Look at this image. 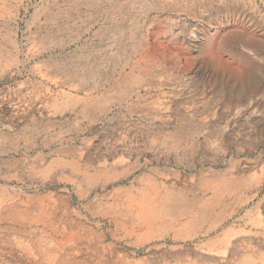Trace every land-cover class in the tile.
<instances>
[{
  "label": "rangeland",
  "instance_id": "1",
  "mask_svg": "<svg viewBox=\"0 0 264 264\" xmlns=\"http://www.w3.org/2000/svg\"><path fill=\"white\" fill-rule=\"evenodd\" d=\"M101 1L0 0V264H51L58 245L72 244L69 252L94 262L101 252L146 264H243L239 255L264 248L254 211L260 204L264 224V0ZM250 17L258 30L249 28ZM72 146L76 155L67 152ZM53 159L63 166L46 171ZM102 166L110 178L91 182L83 174ZM221 175L242 187L215 210L225 220L216 228L149 232L117 207L159 186L209 191L208 198L205 178ZM71 232L80 233L78 244ZM218 234L227 239L215 241Z\"/></svg>",
  "mask_w": 264,
  "mask_h": 264
},
{
  "label": "bare ground",
  "instance_id": "2",
  "mask_svg": "<svg viewBox=\"0 0 264 264\" xmlns=\"http://www.w3.org/2000/svg\"><path fill=\"white\" fill-rule=\"evenodd\" d=\"M2 1V4H5V3H3V0H1ZM17 1V0H16ZM101 1V0H100ZM118 1V0H117ZM172 1V0H171ZM170 1V2H171ZM174 1V0H173ZM180 1V0H179ZM226 1V0H225ZM240 1V0H239ZM14 2V1H13ZM102 2V1H101ZM158 2H159V0H158ZM164 2V1H163ZM180 2H182V0L180 1ZM185 2H186V0H185ZM198 2V1H197ZM202 2V1H201ZM204 2V1H203ZM215 2V1H214ZM219 2V1H218ZM117 3V2H116ZM142 3V2H141ZM147 3H149V2H147ZM164 3H166V2H164ZM240 3V2H239ZM16 4V3H15ZM186 4V3H185ZM199 4V3H198ZM206 4V3H205ZM0 5H1V3H0ZM106 5V4H105ZM159 5V4H158ZM218 5V4H217ZM238 5V4H237ZM250 5H251V3H250ZM8 6V5H7ZM15 6V5H14ZM107 6V5H106ZM117 6H119V5H117ZM128 6H130V5H128ZM166 6V5H165ZM186 6V5H185ZM199 6V5H198ZM221 6H222V4H221ZM218 7H219V5H218ZM1 8V7H0ZM126 8V7H125ZM161 8H163V7H161ZM222 8V7H221ZM235 8V7H234ZM234 8H233V10H234ZM168 9V8H167ZM224 9V8H223ZM30 10V9H29ZM122 10V9H121ZM126 10H128V8H126ZM183 10V9H182ZM186 10H187V8H186ZM217 10H218V8H217ZM235 10H237V9H235ZM243 10V9H242ZM120 11V10H119ZM123 11V10H122ZM159 11V10H158ZM216 11V10H215ZM229 11H231V10H229ZM246 11V10H245ZM261 11V10H260ZM18 12V11H17ZM102 12V11H101ZM128 12V11H127ZM137 12V11H136ZM179 12V11H178ZM185 12V11H184ZM187 12V11H186ZM237 12H239L238 10H237ZM242 12V11H241ZM255 12V11H254ZM262 12V11H261ZM103 13V12H102ZM102 13H100V14H102ZM107 13V12H106ZM119 13V12H118ZM188 13V12H187ZM209 13V12H208ZM224 13V12H223ZM226 13V12H225ZM234 13V12H233ZM248 13V12H247ZM9 14V13H8ZM36 14V13H35ZM120 14H122V13H120ZM166 14V13H165ZM220 14V13H219ZM239 14V13H238ZM237 14V15H238ZM46 15V14H45ZM110 15V14H109ZM164 15V14H163ZM171 15H173L172 13H171ZM176 15V14H175ZM215 15V14H214ZM236 15V16H237ZM241 15V14H240ZM251 15V14H250ZM262 15H263V13H262ZM261 15V16H262ZM31 16V15H30ZM122 16V15H121ZM124 16V15H123ZM211 16V15H210ZM219 16V15H218ZM229 16V15H228ZM235 16V20H236V17ZM245 16V15H244ZM243 16V17H244ZM264 16V15H263ZM108 17V16H107ZM148 17V16H147ZM146 17V18H147ZM151 17V16H150ZM175 17V16H174ZM195 17V16H194ZM221 17V16H220ZM219 17V18H220ZM226 17V16H225ZM254 17V16H253ZM171 18V17H170ZM214 18V16L212 17V19ZM242 18V17H241ZM240 18V19H241ZM246 18H247V16H246ZM256 18H258V17H256ZM132 19V18H131ZM141 19V18H140ZM148 19V18H147ZM174 19V18H173ZM197 19V18H196ZM203 19V18H202ZM204 19H205V17H204ZM229 19V18H228ZM232 19H233V17H232ZM238 19V18H237ZM255 19V18H254ZM259 19V18H258ZM197 20H199V19H197ZM222 20H223V17H222ZM245 20V19H244ZM105 21V20H104ZM138 21V20H137ZM146 21V20H145ZM148 21V20H147ZM165 21V20H164ZM163 21V22H164ZM220 21V20H219ZM248 21L251 23L250 24V27L249 28H252L253 30L255 29V30H258L259 28H258V26H256V25H258V24H256L255 23V21H252V17H250V18H248ZM247 21V22H248ZM132 22V21H131ZM174 22V21H173ZM189 22V21H188ZM212 22V21H211ZM245 22V21H244ZM259 22V21H258ZM149 23H151V22H149ZM165 23H166V21H165ZM178 23V22H177ZM193 23V22H192ZM199 23H201V22H199ZM206 23V22H205ZM246 23V22H245ZM189 24V23H188ZM191 24V23H190ZM203 24V23H202ZM229 24V23H228ZM233 24V23H232ZM239 24V23H238ZM242 24V23H241ZM248 24V23H247ZM108 25V24H107ZM128 25V24H127ZM179 25V24H178ZM196 25V24H195ZM207 25V24H206ZM218 25V24H217ZM235 25H236V23H235ZM125 26V25H124ZM134 26V25H133ZM141 26V25H140ZM168 26V25H167ZM194 26V25H193ZM220 26H224V24H221ZM239 26H240V24H239ZM247 26V25H246ZM126 27V26H125ZM137 27V26H136ZM177 27H180V26H177ZM208 27V26H207ZM229 27V26H228ZM243 27H245V26H243ZM235 28V27H234ZM233 28V29H234ZM236 28H237V26H236ZM239 28H242V27H239ZM108 29V28H107ZM202 29V28H201ZM204 29V28H203ZM202 29V30H203ZM213 29V28H212ZM219 29V28H218ZM248 29V28H247ZM227 30V29H226ZM231 30V29H230ZM107 31V30H106ZM130 31V30H129ZM174 31V30H173ZM183 31V30H182ZM208 31V30H207ZM215 31H216V29L214 30V35H215ZM223 31V30H222ZM197 32V31H196ZM200 32V31H199ZM205 32V31H204ZM223 32H225V31H223ZM222 32V33H223ZM233 32H234V30H233ZM232 32V33H233ZM239 32V31H238ZM255 32V31H254ZM254 32H252L251 34H253ZM262 32V31H261ZM145 33V32H144ZM211 33H213V31L211 32ZM211 33H209V34H211ZM217 33V32H216ZM219 33V32H218ZM221 33V32H220ZM257 33H259L258 31H257ZM207 34V33H206ZM250 34V33H249ZM250 34V35H251ZM256 34V33H255ZM214 35H213V37H214ZM217 35V34H216ZM257 35V34H256ZM172 36V35H171ZM186 36V35H185ZM191 36V35H190ZM200 36V35H199ZM228 36V35H227ZM226 36V37H227ZM258 36V35H257ZM257 36H250V37H257ZM197 37V36H196ZM205 37V36H204ZM207 37V36H206ZM221 37V36H220ZM231 37V36H230ZM235 37H239V40L240 41H244V40H242V37H245V36H243L242 34H240V33H238ZM248 37H249V35H248ZM262 37V36H261ZM261 37H258V38H261ZM121 38V37H120ZM142 38V37H141ZM209 38V37H208ZM234 38V37H233ZM232 37H231V39H233ZM197 39V38H196ZM203 39V38H202ZM207 39V38H206ZM214 39H216V38H214ZM263 39H264V37H263ZM234 40V39H233ZM140 41V40H139ZM192 41V40H191ZM212 40H210V42H211ZM215 41V40H214ZM219 41V40H218ZM217 41V42H218ZM231 41V40H230ZM235 41V40H234ZM118 42V41H117ZM193 42H194V40H193ZM199 42V41H198ZM202 42H205V41H202ZM209 42V41H208ZM228 42V41H227ZM195 43V42H194ZM200 43V42H199ZM248 43H251V44H254V46H255V48L256 47H258V42L253 38V39H251L250 41H248ZM256 43V44H255ZM172 44V43H171ZM198 44V43H197ZM202 44V43H201ZM218 44V43H217ZM244 44V43H243ZM261 44V43H260ZM223 45V44H222ZM141 46V45H140ZM191 46H192V44H191ZM196 46V45H195ZM225 46V45H224ZM230 46V45H229ZM238 46V45H237ZM245 46H248V45H245ZM253 46V47H254ZM120 47V46H119ZM197 47V46H196ZM195 47V48H196ZM203 47V46H202ZM204 47H206L205 45H204ZM212 47V46H211ZM228 47V46H227ZM171 48V47H170ZM195 48H194V50H195ZM216 48V47H215ZM234 48V47H233ZM123 49V48H122ZM121 49V50H122ZM128 49V48H127ZM205 49V48H204ZM212 49V48H211ZM230 49V48H229ZM239 49V48H238ZM241 49V48H240ZM119 50V49H118ZM117 50V51H118ZM171 50H173V49H171ZM201 50H203V49H201ZM220 50V49H219ZM224 50V49H223ZM264 50V49H263ZM200 51V50H199ZM226 51V50H225ZM122 52V51H121ZM128 52V51H127ZM257 52V51H256ZM118 53H119V51H118ZM205 53V52H204ZM260 53V52H259ZM108 54V53H107ZM127 54V53H126ZM165 54V53H164ZM196 54H198V53H196ZM213 54H216L214 51H213ZM221 54H223V53H221ZM6 55V54H5ZM15 55V54H14ZM123 55V54H122ZM199 55V54H198ZM197 55V56H198ZM207 55V54H206ZM205 55V56H206ZM211 55V53L209 54V56ZM220 55V54H219ZM241 55V54H240ZM162 56H163V54H162ZM208 56V57H209ZM221 56V55H220ZM238 56V55H237ZM14 57H16V56H14ZM122 57V56H121ZM129 57V56H128ZM201 57V56H200ZM217 57V56H216ZM225 57V56H224ZM224 57H222V59L224 58ZM227 57V56H226ZM251 57V56H250ZM124 58V57H123ZM195 58H196V56H195ZM17 59V58H16ZM162 59V58H161ZM221 59V58H220ZM219 59V60H220ZM243 59H245V58H243ZM5 60V59H4ZM113 60H114V58H113ZM121 60V59H120ZM197 60V59H196ZM210 60V59H209ZM214 60V59H213ZM217 60H218V58H217ZM224 60V59H223ZM226 60H228V59H226ZM225 60V61H226ZM250 60V59H249ZM3 61V60H2ZM11 61V60H10ZM206 62H207V60H205ZM204 61V62H205ZM224 61V62H225ZM228 61H230V60H228ZM251 61H252V59H251ZM7 62V61H6ZM18 62V61H17ZM109 62V61H108ZM128 62V61H127ZM205 62V63H206ZM220 62V61H219ZM243 62V61H242ZM256 62V61H255ZM16 63V62H15ZM118 63V62H117ZM213 63H215V62H213ZM217 63V62H216ZM229 63V62H228ZM247 62H245V64H246ZM251 63V62H250ZM9 64V63H8ZM10 64H12L11 62H10ZM113 64V63H112ZM125 64V63H124ZM157 64H159V63H157ZM166 64V63H165ZM207 64V63H206ZM217 64H219V63H217ZM244 64V63H243ZM255 64V63H254ZM68 65V64H67ZM109 65V64H108ZM128 65V64H127ZM249 65H251V64H249ZM249 65H248V67H249ZM262 65V64H261ZM116 66V65H115ZM219 66V65H218ZM230 66V65H229ZM247 66V65H246ZM255 66H257V68L259 67L260 68V65H255ZM254 66V67H255ZM105 67V66H104ZM235 67H237V66H235ZM244 67H245V65H244ZM248 67H245V68H248ZM251 67V66H250ZM264 67V66H263ZM262 67V68H263ZM121 68V67H120ZM218 68V67H217ZM238 68V67H237ZM244 68V69H245ZM256 68V69H257ZM259 68H258V70H259ZM112 69V68H111ZM173 69V68H172ZM215 69V68H214ZM223 69V68H222ZM250 69V68H249ZM248 69V70H249ZM120 70V69H119ZM119 70H117V71H119ZM236 70V69H235ZM234 70V71H235ZM237 70H239V68L237 69ZM248 70H245V71H247L248 72ZM252 70H253V68H251V72H252ZM112 71V70H111ZM130 71V70H129ZM132 71V70H131ZM135 71V70H134ZM223 71V70H222ZM244 71V72H245ZM113 72V71H112ZM160 72V71H159ZM174 72V71H173ZM194 72V71H193ZM206 72V71H205ZM208 72V71H207ZM250 72V71H249ZM248 72V74H250ZM261 72H263V71H261ZM108 73V72H107ZM180 73V72H179ZM219 73V72H218ZM246 73V72H245ZM254 73H256L255 72V69H254ZM253 73V74H254ZM122 74V73H121ZM125 74V73H124ZM178 74V73H177ZM187 74V73H186ZM193 74V73H192ZM217 74V73H216ZM207 75V74H206ZM211 75H212V73H211ZM220 75V74H219ZM247 75V74H246ZM251 75H252V73H251ZM261 75V74H260ZM263 75V74H262ZM261 75V76H262ZM126 76V75H125ZM168 76V75H167ZM187 76V75H186ZM229 76V75H228ZM110 77V76H109ZM120 77H121V75H120ZM184 77V76H183ZM208 77V76H207ZM254 77V76H253ZM252 77V78H253ZM43 78V77H42ZM149 78V77H148ZM168 78V77H167ZM227 78V77H226ZM236 78H238V77H236ZM245 78V77H244ZM106 79V78H105ZM104 79V80H105ZM162 79H163V77H162ZM183 79V78H182ZM181 79V80H182ZM240 79V78H239ZM257 79V78H256ZM260 80H261V78H259ZM112 80V79H111ZM120 80V79H119ZM125 80V79H124ZM166 80V79H165ZM164 80V81H165ZM241 80V79H240ZM255 80V79H254ZM253 80V81H254ZM116 81H118V80H116ZM206 81V80H205ZM263 81V80H262ZM157 82V81H156ZM242 82V81H241ZM255 82V81H254ZM155 83V82H154ZM206 83H207V81H206ZM210 83H211V81H210ZM214 83V82H213ZM222 83V82H221ZM208 84V83H207ZM259 84H260V82H259ZM234 85V84H233ZM249 85V84H248ZM253 85V84H252ZM251 85V86H252ZM101 86V85H100ZM247 86V85H246ZM237 87V86H236ZM263 87H264V85H263ZM119 88H121L120 86H119ZM224 88V87H223ZM51 89V88H50ZM234 89V88H233ZM251 89V88H250ZM262 89V88H261ZM247 90V89H246ZM257 90V89H256ZM240 91V90H239ZM264 91V90H263ZM262 91V92H263ZM258 92V91H257ZM253 93V92H252ZM255 93V92H254ZM251 94V93H250ZM257 94V93H256ZM244 95V94H243ZM242 98V97H241ZM264 98V97H263ZM76 99V98H75ZM189 100V99H188ZM243 100V99H242ZM252 102H253V100H252ZM94 107V106H93ZM92 107V108H93ZM193 107V106H192ZM91 108V109H92ZM189 111V110H188ZM91 112H93V110L91 111ZM105 112H107V110L105 111ZM255 118V117H254ZM259 121V120H258ZM258 121H257V124H258ZM263 121V120H262ZM261 121V122H262ZM256 124V123H255ZM62 128V127H61ZM69 148V149H68ZM67 149H68V151L67 152H69V154L71 153L72 155H76L77 154V149L75 148V147H67ZM90 152V151H89ZM80 153V152H79ZM84 155V154H83ZM93 156V155H92ZM91 156V157H92ZM97 157V156H96ZM96 157H94V158H96ZM85 159V158H84ZM59 160H61V159H59ZM64 160V159H63ZM62 160V161H63ZM87 161H89V162H92V160L94 161H96L97 159H91V158H87L86 159ZM125 162V161H124ZM106 164H107V162H105ZM70 165L72 166V168L74 169V170H79L80 169V163H79V160H70ZM102 165V164H101ZM104 165V164H103ZM115 165V164H114ZM61 167V166H63V165H61V163H58V160L56 159V160H52V161H50L49 162V164H48V166H47V169H46V171H49L50 170V168H53V167ZM108 167H109V165H107ZM124 166V165H123ZM255 166V165H254ZM113 167V166H112ZM119 167H121V166H119ZM244 167V166H243ZM97 168V167H96ZM110 168V167H109ZM240 168V167H239ZM249 168V167H248ZM252 168H254L253 166H252ZM118 169V168H117ZM246 169V168H245ZM255 169V168H254ZM253 169V170H254ZM61 170V169H60ZM109 170V169H108ZM238 170V169H237ZM242 170V169H241ZM240 170V171H241ZM249 169H247V171H248ZM253 170H252V173H253ZM264 170V169H263ZM127 171H128V169H127ZM227 171V170H226ZM251 171V170H250ZM257 171V170H256ZM31 172V171H30ZM51 172V171H50ZM53 172V171H52ZM124 172V171H123ZM232 172V171H231ZM235 172V171H234ZM233 172V173H234ZM238 172H239V170H238ZM254 172H255V170H254ZM45 173V172H44ZM77 173V172H76ZM111 173H112V171H111ZM235 173H237V172H235ZM263 173H264V171H263ZM33 174V173H32ZM48 174V173H47ZM55 174H56V172H55ZM83 174H84V176L88 179V180H90L91 182H95V181H98L99 179H101V178H110L111 177V175L110 176H108V173H107V171H106V169H105V167H103L102 166V168L101 167H99L98 169H96L94 172L92 171L91 173H89L88 172V169H85V170H83ZM110 174V173H109ZM127 174V173H126ZM243 174V173H242ZM54 175V174H53ZM224 175V174H223ZM223 175H221V176H218V177H216V178H211V179H208V178H210V177H208V178H205V180H206V182L207 183H209V187L206 189V190H210L211 192V195H210V197H208V198H206L207 196H208V192H206V193H204V194H201L200 192L197 194V191H195V190H192L191 189V191L192 192H190L191 194H189V193H186V192H174L173 190H171V189H163V188H159L158 187V189L156 190L154 187H153V191H144V192H142L140 195H142V196H140L139 195V197L138 196H133V195H130L129 194V197L127 196V197H125L124 199H123V201H121V204H119L117 207L121 210V211H124L125 212V214L124 215H127L128 216V220L131 222V224H133V225H135V228H136V226L138 227V228H140V229H142V227L143 228H145L146 230H149V232H158V231H169V230H179V229H189V230H191V231H194V230H196V229H200V231H201V228L202 227H204L205 225H208L210 228H216V227H218L219 225H220V223H222V220H224V218H223V216H222V214H219V215H217L216 213H215V215H214V212H215V210L221 205V204H225V203H223L224 202V200H225V197H226V195L227 194H230V193H233V192H240V190H241V187L242 186H240V182H238V181H236V180H230L229 179V182H226L225 181V179H228L226 176H223ZM237 175V174H236ZM46 176V175H45ZM57 176H58V174H57ZM247 176H248V174H247ZM254 176L255 175H253V177L252 178H254ZM115 177V176H114ZM121 177V176H120ZM215 177V176H214ZM261 177H263V175L261 176ZM260 177V178H261ZM46 178H47V176H46ZM54 178V177H53ZM70 178V177H69ZM82 178V177H81ZM119 179V178H118ZM239 179V178H238ZM253 180V179H252ZM260 180V179H259ZM156 181V180H155ZM183 181V180H182ZM228 181V180H227ZM257 181H258V179H257ZM256 181V182H257ZM153 182H154V180H153ZM262 182H263V180H262ZM41 183V182H40ZM109 183H111V182H109ZM147 183V182H146ZM165 183V182H164ZM191 183V182H190ZM76 184V183H75ZM92 184V183H91ZM98 184V183H97ZM249 184V183H248ZM45 185V184H44ZM147 185V184H146ZM145 185V186H146ZM191 185V184H190ZM2 186V185H1ZM42 186V185H41ZM40 186V187H41ZM144 186V185H143ZM144 186V187H145ZM179 186V185H178ZM254 186V185H253ZM164 187V186H163ZM251 187V186H250ZM249 187V188H250ZM264 187V186H263ZM262 187V188H263ZM2 188V187H1ZM146 188V187H145ZM144 188V189H145ZM197 188V187H196ZM33 189V188H32ZM148 188H146V190H147ZM188 189V188H187ZM186 189V190H187ZM248 189V188H247ZM255 189V188H254ZM2 190V189H1ZM163 190H167L162 196L160 195V192L161 191H163ZM184 190V189H183ZM182 190V191H183ZM11 191V190H10ZM30 192V191H29ZM40 192V191H39ZM238 192V193H239ZM27 193V192H26ZM131 193V192H130ZM138 193V192H137ZM48 194V193H47ZM55 194V193H54ZM133 194V193H132ZM255 194H257V193H255ZM35 195V194H34ZM37 195H39V194H37ZM56 195H57V193H56ZM254 195V194H253ZM33 196V195H32ZM40 196V195H39ZM38 196V197H39ZM44 196V195H43ZM47 196H49V195H47ZM244 196V195H243ZM257 196V195H256ZM42 197V196H41ZM49 197H52V196H49ZM261 197V196H260ZM259 197V198H260ZM264 197V196H263ZM47 198V197H46ZM54 198V197H53ZM237 198V197H236ZM257 198V197H256ZM35 199V198H34ZM37 199V198H36ZM43 199H45V197H43ZM42 199V200H43ZM63 199V198H62ZM23 200V199H22ZM40 200H41V198H40ZM39 200V201H40ZM51 200V199H50ZM56 200V199H55ZM255 200V199H254ZM24 201V200H23ZM29 201V200H28ZM54 201V200H53ZM57 201V200H56ZM60 201H62V200H60ZM240 201V200H239ZM256 201V200H255ZM262 201V200H261ZM260 201V202H261ZM19 202V201H18ZM17 202V203H18ZM47 202V201H46ZM65 202V201H64ZM66 202H68V201H66ZM98 202V201H97ZM247 202H248V200H247ZM254 202V201H253ZM34 203H35V201H34ZM37 203V202H36ZM35 203V204H36ZM52 203V202H51ZM62 203H63V201H62ZM105 202H103V204H104ZM236 203V202H235ZM258 203V202H257ZM15 204V203H14ZM44 204V203H43ZM42 204V205H43ZM56 204V203H55ZM59 204H61V203H59ZM106 204V203H105ZM104 204V205H105ZM50 205V204H49ZM52 205V204H51ZM64 205H66L67 206V204H64ZM69 205V204H68ZM108 205V204H107ZM113 205V204H112ZM229 205V204H228ZM252 205H255V203L254 204H252ZM263 205V204H262ZM14 206V205H13ZM24 206H26V205H24ZM29 206H31V205H29ZM29 206H28V208H29ZM34 206V205H33ZM36 206H38L39 207V205H36ZM53 206V205H52ZM95 206H96V204H95ZM97 206H98V204H97ZM100 206V205H99ZM226 206V205H225ZM233 206V205H232ZM9 207V206H8ZM57 207H59V206H57ZM64 207V206H63ZM236 207V206H235ZM242 207V206H241ZM245 207H246V205H245ZM264 207V206H263ZM3 208V207H2ZM20 208V207H19ZM22 208V207H21ZM44 208V207H43ZM56 208V207H55ZM65 208V207H64ZM68 208H69V206H68ZM68 208H67V211H68ZM97 208V207H96ZM234 208V207H233ZM243 208V207H242ZM260 204L258 205V206H256L255 207V209H254V211H257L256 213H257V215L255 216L254 214V216L257 218L256 219V223H258L259 225H264L263 224V219H261L260 218ZM5 209H9V208H6L5 207ZM15 209V208H14ZM29 209H31V208H29ZM36 209V208H35ZM39 209H41V207L39 208ZM62 209V208H61ZM60 209V210H61ZM66 209V208H65ZM112 209V208H111ZM114 209V208H113ZM235 209V208H234ZM10 210V209H9ZM20 210V209H19ZM37 210V209H36ZM44 210V209H43ZM43 210L41 211V212H43ZM97 210V209H96ZM100 210V209H99ZM110 210V209H109ZM218 210V209H217ZM228 210V209H227ZM237 210V209H236ZM263 210V209H262ZM26 211H27V209H26ZM32 211V210H31ZM31 211L29 210V216L31 215ZM38 211V210H37ZM46 211V210H45ZM50 211V210H49ZM56 211V210H55ZM226 211V210H225ZM7 212V211H6ZM16 212V211H15ZM36 212V211H35ZM40 212V211H39ZM53 212V211H52ZM57 212V211H56ZM56 212H53V214L54 213H56ZM97 212V211H96ZM234 212V211H233ZM4 212H2V215H4L3 214ZM8 213V212H7ZM11 213V212H10ZM13 213V212H12ZM11 213V214H12ZM33 213V212H32ZM37 213V212H36ZM44 213V212H43ZM64 213V212H63ZM68 213V212H67ZM71 213H73V212H71ZM98 213H99V211H98ZM113 213V212H112ZM226 213V212H225ZM228 213V212H227ZM1 214V213H0ZM16 214V213H15ZM23 214V213H22ZM27 213H25V215H26ZM50 214H52V213H50ZM66 214V213H65ZM7 215V214H6ZM9 215V214H8ZM13 215V214H12ZM17 215H19V213L17 214ZM20 215H21V213H20ZM19 215V216H20ZM32 215H34V214H32ZM41 215V214H40ZM39 215V216H40ZM56 215V214H55ZM60 215H62V214H60ZM60 215H59V217H60ZM67 216H68V214H66ZM65 215V216H66ZM71 216H72V214H70ZM74 215V214H73ZM78 214H76V216H77ZM113 215V214H112ZM111 215V216H112ZM117 215V214H116ZM225 215V214H224ZM229 215H230V213H229ZM57 216H58V214H57ZM64 216V217H65ZM228 216V215H227ZM263 216V215H262ZM4 217H5V215H4ZM4 217H2L3 219H4ZM23 217V216H22ZM28 217V216H27ZM26 217V218H27ZM32 217V216H31ZM47 217V216H46ZM56 217V216H55ZM58 217V218H59ZM64 217H62V218H64ZM264 217V216H263ZM9 219H11L10 217H8ZM45 218V217H44ZM68 218H69V216H68ZM67 218V219H68ZM71 218H73V217H71ZM104 218V217H103ZM113 218V217H112ZM118 218H120V217H118ZM226 218V217H225ZM6 219V218H5ZM18 219V218H17ZM29 219V218H28ZM49 219H51V218H49ZM65 219V218H64ZM115 219V218H114ZM123 219V218H122ZM253 219V218H252ZM19 220V219H18ZM41 220H42V218H41ZM45 220V219H44ZM56 220V219H55ZM66 220V219H65ZM70 220V219H69ZM72 220V219H71ZM4 221V220H3ZM17 221V220H16ZM20 221H21V219H20ZM25 221V220H24ZM27 221V220H26ZM51 221H52V219H51ZM66 221H68V220H66ZM80 221V220H79ZM82 221V220H81ZM112 221V220H111ZM124 221H126V220H124ZM225 221V220H224ZM11 222H14V221H11ZM29 222V221H28ZM55 222H57V221H55ZM61 223H63L62 221H60ZM73 222H74V220H73ZM72 222V223H73ZM83 222V221H82ZM127 222V221H126ZM3 223V222H2ZM21 223V222H20ZM30 223V222H29ZM35 223V222H34ZM45 223H46V220H45ZM47 223H48V221H47ZM52 223H54V222H52ZM60 223V224H61ZM68 223V222H67ZM80 223V222H79ZM124 223V222H123ZM224 223V222H223ZM5 224V223H4ZM10 224V223H9ZM9 224H7V225H9ZM11 224H13V223H11ZM32 224V223H31ZM30 224V225H31ZM58 224V223H57ZM70 224V222L68 223V225ZM76 225L78 224L77 222L75 223ZM87 224V223H86ZM255 224V223H254ZM29 225V224H28ZM33 225V224H32ZM47 225V224H46ZM50 225H52L51 224V222H50ZM50 225H48V227L50 226ZM67 225V226H68ZM81 225H82V223H81ZM121 225V224H120ZM124 225V224H123ZM130 225V224H129ZM19 226V225H18ZM25 226V225H24ZM58 226H60V225H58ZM66 226V225H65ZM72 226L74 227V225L72 224ZM79 226V225H78ZM87 226V225H86ZM126 226V225H125ZM6 227V226H5ZM8 227H10V226H8ZM34 227V226H33ZM39 227V226H38ZM47 227V228H48ZM21 228V227H20ZM53 228V227H52ZM55 228V227H54ZM53 228V229H54ZM61 228V227H60ZM66 228V227H65ZM70 228V227H69ZM137 228V229H138ZM18 229V228H17ZM16 229V230H17ZM57 229H59V228H57ZM56 229V230H57ZM72 229V228H71ZM75 229V228H74ZM73 229V230H74ZM83 229V228H82ZM90 229H92L91 227H90ZM99 229V228H98ZM184 229V230H185ZM218 229V228H217ZM9 230V229H8ZM28 230V229H27ZM55 230V229H54ZM53 230V231H54ZM68 230V229H67ZM66 230V231H67ZM78 230V229H77ZM95 230V229H94ZM208 230H212V229H208ZM214 230V229H213ZM219 230V229H218ZM21 231H23V230H21ZM48 231V230H47ZM79 231V230H78ZM83 231H85L84 229H83ZM123 231V230H122ZM128 231V230H127ZM139 231V230H138ZM16 232V231H15ZM24 232V231H23ZM30 232V231H29ZM50 232H51V230H50ZM68 232V231H67ZM86 232H87V230H86ZM208 232V231H207ZM18 233V232H17ZM37 233V232H36ZM57 233V232H56ZM66 233V232H65ZM81 233H83L82 231H81ZM92 233V232H91ZM100 233V232H99ZM121 233V232H120ZM135 233V232H134ZM214 233V232H213ZM39 234V233H38ZM58 234V233H57ZM59 234H61V233H59ZM62 234H64V233H62ZM181 234V233H180ZM34 235V234H33ZM86 235V234H85ZM84 235V236H85ZM162 235H163V233H162ZM165 235V234H164ZM188 235V234H187ZM200 235V234H199ZM219 235V234H218ZM35 236V235H34ZM79 236L81 237V235H80V233H78V232H76V233H73V232H71L70 234H68V239H69V241H76V243H77V240L79 239ZM89 236V235H88ZM98 236V235H97ZM97 236H96V238H97ZM124 236H125V234H124ZM127 236V235H126ZM141 236V235H140ZM217 236V235H216ZM221 235H219L217 238H216V240L215 241H225L227 238V236L225 237H220ZM31 237V236H30ZM42 237V236H41ZM44 237V236H43ZM99 237V236H98ZM102 237V236H101ZM191 237V236H190ZM205 237V236H204ZM209 237V236H208ZM34 238V237H33ZM33 238H31V240L33 239ZM37 238V237H36ZM95 238V239H96ZM133 238V237H132ZM146 238V237H145ZM189 238V237H188ZM192 238V237H191ZM195 238V237H194ZM20 239V238H19ZM27 239V238H26ZM82 239H83V237H82ZM88 239V238H87ZM86 239V240H87ZM99 239V238H98ZM199 239V238H198ZM201 239H202V237H201ZM34 240V239H33ZM100 240H102V239H100ZM189 240V239H188ZM254 240V239H253ZM35 241V240H34ZM38 241V240H37ZM36 241V242H37ZM50 241V240H49ZM48 241V242H49ZM56 241V240H55ZM80 241V240H79ZM79 241H78V243H79ZM33 242V241H32ZM35 242V243H36ZM43 242V241H42ZM82 242H83V240H82ZM90 242V241H89ZM261 242V241H260ZM31 243V242H30ZM34 243V244H35ZM77 243V244H78ZM83 243H85V241L83 242ZM202 243V242H201ZM23 244H24V241H23ZM44 244V243H43ZM43 244H41V245H43ZM62 244H63V242H62ZM88 244H90V243H88ZM229 244V243H228ZM32 245V244H31ZM46 245H47V243H46ZM209 245V247L211 246V248L213 247V245L211 244V243H209L208 244ZM25 246V245H24ZM38 246V243H37V245L35 246V247H37ZM44 246H45V244H44ZM48 246V245H47ZM62 246H64V245H62ZM68 246V245H67ZM79 246H80V244H79ZM204 246V245H203ZM242 246V245H241ZM205 247V246H204ZM24 248V247H23ZM74 247H73V244L68 248V249H66L65 247H60L59 245L57 246V248L55 249V251H56V253H57V250H58V254H60V255H58V254H55L54 252H52L53 253V258H52V260H51V264H146L147 263V259L146 258H143V260L142 259H140V260H136V259H129L127 256H125V257H122L121 255H118L116 258H115V254L114 255H112V256H109V257H105V255L103 256L102 254H101V252H100V256L98 255V260H97V262H94V260H90V258H92L90 255V258H89V256H88V258H89V260H86V258L85 259H83V256L85 257L86 255H84L83 253H76V254H74V253H72V252H69V249H73ZM91 248V247H90ZM206 248V247H205ZM227 248V247H226ZM259 248V247H258ZM29 249V248H28ZM39 249V248H38ZM48 249V248H47ZM51 248H49V250H50ZM76 249V248H75ZM86 249V248H85ZM214 249V248H213ZM228 249V248H227ZM264 248H262L261 247V249L259 250V249H255V248H253V250H254V252L253 253H250V254H248V253H246V252H244V253H242L241 255H236V257L238 256L239 258H241V260H242V263L243 264H264V250H263ZM52 250V249H51ZM50 250V251H51ZM33 251H35V252H37L36 250H34L33 249ZM53 251V250H52ZM79 251L80 252H83L82 251V249H79ZM226 251V250H225ZM224 251V252H225ZM235 251V250H234ZM39 252V251H38ZM40 252H42L41 251V248H40ZM44 252V251H43ZM42 252V253H43ZM46 252V251H45ZM60 252V253H59ZM97 252H99V251H97ZM236 252V251H235ZM235 252H233L234 254H235ZM248 252V251H247ZM28 253H29V251H28ZM102 253H103V251H102ZM104 253H106V252H104ZM112 253V252H111ZM229 253V252H228ZM39 254V253H38ZM45 254V253H44ZM47 254V253H46ZM192 254H194V255H197V256H199L201 259H211L209 256H202V255H199V254H197L196 252H194V253H192ZM25 254H23V256H24ZM43 255V254H42ZM50 255V254H49ZM95 255V254H94ZM133 255V254H132ZM211 255H213V254H211ZM45 256V255H44ZM43 256V257H44ZM82 256V257H81ZM107 256V255H106ZM214 256V255H213ZM230 256H232V258H233V255H231L230 254ZM31 257V256H30ZM39 257V256H38ZM94 257V256H93ZM130 257H132V256H130ZM29 258V257H28ZM40 258V257H39ZM49 257H47V259H48ZM96 258V257H95ZM222 258V257H221ZM220 258V259H221ZM227 258V257H226ZM46 259V260H47ZM224 259V258H223ZM31 260H33V259H31ZM37 260V259H36ZM36 260H35V263H36ZM73 261V262H72ZM211 262V261H210ZM209 263V262H208ZM39 264V263H38ZM49 264H50V262H49ZM217 264V263H216Z\"/></svg>",
  "mask_w": 264,
  "mask_h": 264
}]
</instances>
